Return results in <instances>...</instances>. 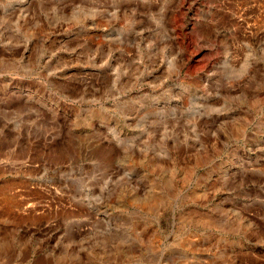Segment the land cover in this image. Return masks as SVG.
Masks as SVG:
<instances>
[{
  "label": "rangeland",
  "instance_id": "374dc122",
  "mask_svg": "<svg viewBox=\"0 0 264 264\" xmlns=\"http://www.w3.org/2000/svg\"><path fill=\"white\" fill-rule=\"evenodd\" d=\"M0 264H264V0H0Z\"/></svg>",
  "mask_w": 264,
  "mask_h": 264
},
{
  "label": "bare ground",
  "instance_id": "6f19581e",
  "mask_svg": "<svg viewBox=\"0 0 264 264\" xmlns=\"http://www.w3.org/2000/svg\"><path fill=\"white\" fill-rule=\"evenodd\" d=\"M157 202V199H155V197L152 198H144V199H140V198H136L135 203H155Z\"/></svg>",
  "mask_w": 264,
  "mask_h": 264
}]
</instances>
